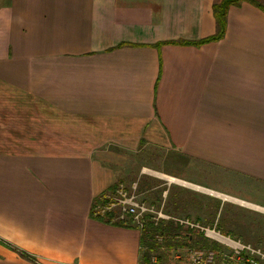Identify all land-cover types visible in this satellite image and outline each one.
Wrapping results in <instances>:
<instances>
[{
  "label": "crops",
  "instance_id": "obj_1",
  "mask_svg": "<svg viewBox=\"0 0 264 264\" xmlns=\"http://www.w3.org/2000/svg\"><path fill=\"white\" fill-rule=\"evenodd\" d=\"M220 1L0 0V264H141L142 230L93 209L149 148L195 178L143 164L141 192L158 171L199 220L219 198L264 209V10L231 6L203 41Z\"/></svg>",
  "mask_w": 264,
  "mask_h": 264
},
{
  "label": "rangeland",
  "instance_id": "obj_2",
  "mask_svg": "<svg viewBox=\"0 0 264 264\" xmlns=\"http://www.w3.org/2000/svg\"><path fill=\"white\" fill-rule=\"evenodd\" d=\"M196 162L194 158L178 150L167 153L156 148L146 149L141 154L139 153L138 172L123 175L122 177L127 178L128 176L129 179L119 180L120 182L114 190L107 197H102L104 199H101L100 203L109 202L118 196L122 198L124 194H119L118 191L124 188L128 192H125L126 195L133 194L137 200L136 210L141 224L136 220L139 218L134 219L132 215L126 216L124 222L133 223L142 231L145 222L149 221H153L155 225L162 222L167 226L169 221H173L175 225H182V230L178 232L175 238L171 236V232L166 237L164 235L158 237L156 245L154 243L152 245L151 257L148 258L147 262H145V253L149 249L143 245L142 264H208L209 252L213 254L211 264H242L239 262L238 254L235 251L239 246L248 245L264 252V217L262 216L264 209L257 208L249 202H236L235 206L230 207L231 203H224L225 199L219 198L218 203L215 204L218 210L217 217L199 220L194 217V209L197 208V200L194 197L195 191L192 187L185 188L175 185L178 183L176 182L177 177L158 171L149 172L150 174L145 173L150 177L148 182L152 184L149 185L150 187L148 186L147 192L143 193L139 189L140 180H136V177L138 176L140 179L144 176L139 173L143 164L152 165L154 168L162 167L178 172L180 175H186L188 178H195L193 165ZM211 171L214 172L215 170ZM201 172H196L198 173L196 177L201 181L209 182L212 186L222 190L228 188L225 184L228 174L220 173L219 176L217 172L216 175L212 172L213 175L211 176L204 171ZM253 196L255 200H260L259 203L264 204L262 193H254ZM180 200L183 203L185 200L187 201L183 204ZM97 203L99 201L95 204ZM203 205L209 206V202H205ZM121 206L123 207V205H120V208L119 206L116 207V212L109 217L110 219L123 222L118 216L121 213ZM255 211H259L258 214ZM210 221H213V224L209 226ZM180 232L182 233L179 234ZM200 233H205L206 237L209 238V248L203 249L196 247L197 245L192 246L200 238ZM186 235L190 236L186 237ZM242 253L244 254V252Z\"/></svg>",
  "mask_w": 264,
  "mask_h": 264
},
{
  "label": "trees",
  "instance_id": "obj_3",
  "mask_svg": "<svg viewBox=\"0 0 264 264\" xmlns=\"http://www.w3.org/2000/svg\"><path fill=\"white\" fill-rule=\"evenodd\" d=\"M243 2L252 3L264 10V0H221L220 2L214 5V15L217 20V32L215 35L208 37L203 41H217L222 39L227 29L229 8L233 5H240ZM143 228H144L142 231L143 244L149 249L145 253V259H146L145 262H147L148 258L151 257L150 252L152 245L153 243L156 245L159 236L164 235L166 237L168 236V233L170 234L171 232L172 233L171 236L175 238L176 235H178V232L182 230L181 226L180 227L175 226L172 222H170L167 226H165L164 224H162V222L159 223L158 225H155L153 221L145 222ZM181 233L182 232H180L179 234ZM188 236L190 235H186V237ZM199 237L200 238L196 240L192 246L197 245L196 247L203 249L209 248L210 240L209 238L206 237L205 233H200Z\"/></svg>",
  "mask_w": 264,
  "mask_h": 264
},
{
  "label": "built area",
  "instance_id": "obj_4",
  "mask_svg": "<svg viewBox=\"0 0 264 264\" xmlns=\"http://www.w3.org/2000/svg\"><path fill=\"white\" fill-rule=\"evenodd\" d=\"M125 192H127L125 188L118 191L119 194H124L123 197L119 198L118 196L116 199L110 200L109 202L100 203L101 199H104V198H101L99 200V203L94 205L93 214L95 215V217H101V218L108 217L109 218L115 214L117 206H119L120 208V205H123V207L121 206L122 207L121 213L118 215L119 218L122 219L123 223H126L124 222L126 221L125 220L126 216L132 215L134 219L139 218V215L136 210L137 209L136 207L138 206L136 202L137 200L135 199L133 194H129L128 196L126 195ZM136 220L139 221L138 222L139 224H141L140 218ZM235 251L238 254L239 262L242 264H264V252L260 249H253L251 246L242 245V246H239V248H236ZM242 252H244V254ZM208 256H209V259L207 263L211 264L213 254L209 252Z\"/></svg>",
  "mask_w": 264,
  "mask_h": 264
}]
</instances>
